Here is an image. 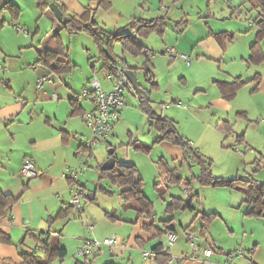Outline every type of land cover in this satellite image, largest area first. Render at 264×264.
<instances>
[{"label":"rangeland","instance_id":"1","mask_svg":"<svg viewBox=\"0 0 264 264\" xmlns=\"http://www.w3.org/2000/svg\"><path fill=\"white\" fill-rule=\"evenodd\" d=\"M203 1L114 0L115 5L121 7L124 12L130 10V13L138 16L146 13L158 17L168 10L165 13L166 15L169 13V16L166 18L164 32L150 29L149 32L140 34L141 40L156 53L154 64L157 66L153 70L158 85H153L142 68L144 55L134 56L129 51H125L122 44L116 40H113L111 45L106 42L99 43L89 33L82 30L70 31L68 27H62V23L57 20L56 27L45 18L37 21L41 19L39 14L35 16L37 10L39 9L40 15L42 12L41 8L37 7L38 0H15L20 6L19 14L13 12L14 6L0 8V93L4 98L6 91H10L8 87H13L14 95L21 99L20 96L24 93L23 97L29 101L27 114L21 118L19 125V130L23 134L17 137L15 147L27 150L28 146L32 145L30 132L43 129L42 125L47 121L44 111L59 114V127L69 120L71 132H79L74 133L69 142L65 141L63 146L53 145L46 152L39 154L47 163L54 162V168H60L58 172L62 177L67 168L81 166L80 151L82 150L78 147V142L75 146H71V141L76 139L75 135L91 133L81 114L70 115L71 105L68 96L71 94L80 98L84 87H89L88 81L95 75L109 89V85L104 83L108 69L103 66L102 57L105 50L112 51L116 59L125 61L133 67L138 76V83L150 89L149 98L152 99L150 104L153 109L159 115L175 119L173 121L179 133L190 139L195 144L193 148L199 151L195 154L193 150L188 149L189 155L186 156L183 148L177 144L169 141L156 142L155 139L160 132L151 125L152 119L141 106V100L136 94L125 91L126 105L114 127L116 134L110 137V143L117 148L116 155L119 159L137 167L143 179L144 192L153 201L152 215L156 216L157 222L160 218L175 215L173 221L179 228L178 234L182 237L181 248L186 249L183 243L185 232L192 231L200 238L205 236L207 239L205 244L210 246L214 253L221 251L226 255L234 247L246 249L243 257L248 262L254 256L247 252L253 242L260 241L264 244V213L260 216L248 213L252 208V202L244 201L245 194L242 190L231 186L203 183L196 176L200 174L205 164L211 169L214 177L225 179L241 177L264 183V110L261 107L260 112L253 104L257 103L253 98H258L254 96L256 81L251 80L240 88V93L238 92L239 95L230 110L215 103L205 102L204 96L206 91L210 98L214 97L212 96L214 94H219V87L213 79L224 77V71L230 74L237 73L236 75L243 73V78L246 80L257 73L262 74L264 57L261 61L252 60L251 54L252 46L256 42V48L264 50V38L257 37L258 24L255 18L258 13L250 1L207 0L206 6L201 10ZM186 12L190 22L202 20L205 25L209 24V27L217 33L215 37L213 36L217 42L227 41L228 57L219 61L209 55L197 59L196 55L190 53L192 62L189 65L183 57L172 59L164 53L169 45L177 44L176 39L181 28L176 25V21ZM128 22L129 20L123 18L117 28L110 25L108 30L129 32L131 26ZM37 23L40 29L36 32ZM185 23L183 22L182 25ZM18 26L27 29L29 33L18 30ZM56 33L60 35L56 37ZM57 40L62 44L63 51L59 57L76 63L71 71L56 73L46 68L43 63L36 62L40 53L44 54L47 50L57 47ZM243 42L247 44L249 51L244 62L239 63L241 60L239 50ZM181 53L186 52L177 50V56ZM235 55L237 59L234 58ZM48 72L52 73V80L56 83L53 81L45 84V88L39 93L35 86L36 77ZM53 91H57L61 98L51 99ZM80 100L82 102V98ZM200 102L203 103L202 107L197 106ZM83 104L87 110L92 108V104L88 101H84ZM245 104L249 107V116L241 110ZM31 118L33 121L29 120ZM226 119L234 123L232 132H228L225 128L223 120ZM259 119H263L260 125L256 123ZM49 128L52 126L50 125ZM43 132L52 135V131L48 128H44ZM108 149L109 145L104 143L97 145L94 148V155L89 158L87 164L83 165L79 178L80 185L82 183L80 187L85 194L93 196V200L86 198L84 207H89L98 218H105L101 224H95L99 233L114 226L110 223L105 209L118 208L123 202L120 196L121 189L110 177L103 175L100 169L109 156ZM170 169L175 174L172 177H178L175 182H169L165 177L170 174L166 172ZM68 188L65 197L70 201L73 198L70 181ZM190 196H192L193 208L174 205L177 200L185 202ZM122 213L128 217L137 216V211L133 208ZM210 213L216 215L209 219L206 214ZM74 214L76 215L73 220L82 221L81 224L87 228L88 224L83 222L85 216L80 217L77 210ZM125 226L119 227L121 233L126 232ZM189 227L194 229L191 230ZM68 236H64L66 238L62 240L68 248L64 261L55 257L50 264H74L78 258H82L78 256L82 244L78 247L77 240ZM112 236L120 238V234L114 232L107 236H90L88 239L103 240ZM161 240H166L165 235L155 238L154 242L159 245ZM27 243L34 245V242ZM152 246L147 245L142 250L136 251L130 246L125 247L123 253H118L111 259L116 264H132L129 253H134V261L137 264H150L149 261L153 262L154 259L145 257L143 250L153 251ZM102 247L104 249L102 254L98 251L97 254L91 255L94 264H105L111 257L108 246ZM38 251L42 253L41 248ZM225 258L227 259V256ZM236 258L233 264L236 263ZM173 264L182 263L176 259Z\"/></svg>","mask_w":264,"mask_h":264},{"label":"crops","instance_id":"2","mask_svg":"<svg viewBox=\"0 0 264 264\" xmlns=\"http://www.w3.org/2000/svg\"><path fill=\"white\" fill-rule=\"evenodd\" d=\"M58 1L65 6L69 14H74L77 16H80L84 13L89 3L90 5L94 4V1L92 0L91 1L90 0H58ZM87 1L89 2L88 4L86 3ZM206 1L207 0L203 1L201 10L203 7L206 6ZM111 2H112V5L110 8L108 9L98 8L95 14L96 20L107 31H109L108 26L112 25L113 27L117 28L120 22L123 21V18H126V20H129L130 23L134 20H137L135 25L130 24L131 30L129 31V33L136 34L140 28L150 29V26H147V27L145 26V24L143 23V20H150V19L161 17V16H165L166 15L165 13L168 11V10H165L158 17L149 16V15H146V13H143L141 16H138V14L136 15V14L130 13L131 12L130 10L124 12V10L121 7L115 5L114 0H111ZM37 14H39V18L41 17V19L37 21H40L42 20V18L43 19L45 18V19H48L53 26L55 27L57 26L56 20L58 21V19L50 11L42 10L41 15H40L39 9H38L35 16H37ZM188 14H190V11L188 12ZM186 15H187V12L183 13L182 18L176 21V25L180 26L181 28L179 37L176 39L177 44L169 45L168 47H172L176 51L180 50L182 52L189 53L190 59H192L190 53L192 55H196L197 59H199L200 57L205 58V56L209 55L210 57L219 61V60H222L228 57L226 45H229V44L227 43V41L218 40L217 42V40L214 38L217 35V33H215L214 30L211 27H209V24H206L208 26L206 27V25L204 24L202 20H196V21L190 22ZM168 16H169V13H167L166 18ZM183 22H186L185 25H182ZM104 24L107 26H105ZM39 29H40V25H38L37 23L36 32ZM258 31H259V26H258ZM138 37H139V40L151 52L150 53V62H151L150 68H151L152 74L154 75L153 69L154 67L157 66V64H154V58H155L156 53L149 45H147L146 42L141 40L140 36ZM240 48L241 49L239 50V53L241 55V60H239V63L244 62L245 57L248 54L247 51H249L248 46L245 42L241 44ZM164 53H165V50H164ZM259 53L263 55L261 56L259 54L260 58L264 57V50L262 48L259 50ZM178 57H182V56L179 55V56L173 57L172 59H176ZM234 58L237 59L236 55ZM145 60H146V57L144 56L143 63ZM191 62L192 60L190 61L189 65H191ZM46 68H49V67L46 66ZM236 74L237 73L230 74L224 71V75H225L224 77H219L213 80L217 83L219 87L218 82L220 81L230 82V81H233L234 78L238 76H241L243 78V73H239L241 75H236ZM255 76L256 78L254 80L256 81L257 85H256V88L254 89V96H258V98H253L254 101L255 100L257 101V103H253V104L256 107H258L259 111L261 112L262 109L264 110V72L262 74L261 73L255 74L251 79H247V80L244 78L243 79L247 81L246 83H248ZM254 80H252V82ZM153 81L157 82L156 85H158V81L156 80L155 75L153 77ZM36 83H37V77L35 80V86H36ZM53 83H56V82L54 81ZM104 83H107L109 85L108 81ZM45 86L43 88H45ZM8 88H10V91L8 90L6 91V93L4 94V98H2V93H0V188L5 193H9L13 195L14 197H16L17 201L11 207L7 215L0 219V231H3L6 234H9L12 238L11 243H3L0 241V264H21L22 258L20 256V253L25 252V251H31L34 248L39 249V246L41 244L38 243V239H41L43 237V235H40V232L47 231V230H51L53 232L56 242L59 243V245L65 247L67 249V253H68L67 245H65L64 242L62 241V240H65L64 238H66L64 236L69 235L68 236L69 238L76 239L78 247H79L85 241V239H88L90 236H93V237L107 236V235L113 234L114 232H117L118 234H120V238L117 237L118 243L116 245H113V246L102 245V246H108L110 250V256H111L109 261H106L105 264H116L111 258L115 257L118 253H123V250L125 249V247L130 246L136 251L137 249L142 250V248L147 247V245H153L152 250L157 251L159 253L158 257L163 262V263L159 262V259L157 260L158 258L157 257V258H153L154 259L153 262L149 261L150 264H173L175 260L170 261L171 257H174L176 259L179 258L178 261L180 260L182 264H208V263H203L201 260H195L190 257L183 258L185 254L190 255L192 251L187 241L186 232H185V235L183 233L184 235L183 243L186 245V249L184 247L183 248L180 247V239H182V237L178 234L179 228L174 225L175 224L173 221L175 218L174 214L171 217L167 214L168 215L167 218H160L159 222H157L156 216L154 214L152 215L153 212L149 215L139 214L138 211L135 209L137 211L136 218L133 215H130L131 217H128V216H125L122 212L127 209H130V207L129 208L125 207L124 201H123L118 208L114 207L111 210L105 209L106 210L105 212L107 213L106 215L110 218V221H111L110 223L114 224V226H112L111 228H108L107 230H104V232L102 233H99L96 230L95 224L97 225L101 224L103 221H105V218H98L90 210L89 207H86V208L84 207L83 210H80L79 208L73 206L71 203V199L70 201H68L65 197V195L68 194V191H69L68 189L70 188V187L68 188L69 181L65 180L66 178L64 179L63 174H62V177L59 175L58 170L60 168H54V162H52L51 164L47 163L39 155L40 153L46 152V150L50 146H53V145L63 146L65 141L69 142L71 136L74 133L78 134L79 132L77 131L76 132L73 131V133L71 132V129L69 128V120L65 122L66 123L65 125L61 123L62 127H59L58 125L59 124L58 122H60L59 114L58 113H48L47 111H44L43 114H45L44 116L46 117L47 121L44 125H42V127L43 129L44 128L50 129L52 131V135L50 136L47 135L46 133L43 132V129L32 130L30 132V140L32 142V145L28 146L27 150L21 149L18 146L15 147L17 137L23 134L19 130V125L21 123V118L24 117L25 114H27V111L29 108V101L23 97L24 93H22V95L20 96L21 97L20 99L19 97L14 95L15 91L13 90V87H8ZM43 88L40 90L36 86V89L38 90L39 93L43 91ZM240 88L238 89L235 97L232 99L224 98L221 92H219L220 88L218 91L219 94L218 95L214 94L212 95L214 97H211V98L207 96L208 94L206 91V94L204 95L206 97L205 102L215 103L219 107L230 110V108H232L233 106L234 101H236L240 93L239 91ZM44 91L48 92L47 90H44ZM54 92L55 91L52 92L50 98L54 100L60 99L61 95H59L58 93H57L59 95L58 99L53 97ZM68 98H69V102L71 105L70 115L72 116L75 114H81L82 116L83 111L85 109L84 104H83L84 101L81 102L79 97L72 96L71 94L68 96ZM70 99H74L76 106L72 105ZM197 106L202 107L203 103L200 102L198 103ZM75 107L78 108V110L75 113H73L74 110H76ZM261 107L263 108L261 109ZM241 108H242L241 110H243L242 112H245L247 116L250 115L249 114L250 110H249V107H247V104H245L244 107H241ZM162 116L169 118L168 116H165V115H162ZM29 120L33 121V118ZM172 120H175V119H172ZM227 121H229L231 124L234 125V123L231 122L230 120H227ZM262 121L263 119L261 120L259 119L258 121H256V123H259L260 125ZM116 124H115V127H116ZM50 125L52 126V128H49ZM58 128L60 131H58ZM115 134L116 133H115V128H114V132L111 136H115ZM86 136L88 135H82V134L75 135L76 141L75 140L71 141L70 143L71 146H75L76 142H78V147H79L82 140ZM164 143H167V141H164ZM106 145H112L110 143V138ZM194 146L195 144L193 145V147ZM93 155H94V151H93ZM26 157H31L33 159V161L35 162V164L41 171V174L39 176L30 178L21 173L22 164ZM119 160L124 162L121 159ZM172 175H175L174 171H172L171 175L166 176V179L170 178V176ZM70 192H72L71 189H70ZM120 196L122 198L121 192H120ZM90 200H93V199H90ZM192 204H193V201H192ZM66 208H69L68 214L65 217L54 220V218H56L59 212ZM170 209L172 210V208ZM75 210H77L80 217H82L83 215L85 216V219L83 220V222L84 224H88L89 229L88 227L84 228V226L81 224L82 221L77 222L73 220V218H75V215H76L74 214ZM73 214H74V217H73ZM92 224L94 225V228L91 230L90 225ZM125 225H129V226H125ZM124 226L126 227L125 228L126 232L121 233L119 231V227H124ZM189 228L191 230L194 229L191 227ZM170 233H175L177 235V239L173 243L170 242L168 239V234ZM162 234L165 235L166 240L165 241L161 240V243L158 245L157 242H154V240L155 238L160 237ZM21 240L24 242L22 243ZM205 240H207L206 237L201 236L198 242L199 244L206 246ZM27 242H34V245L31 246ZM102 246L100 250H98L99 253L101 254L104 251ZM236 249L237 247H234L233 249L231 248L228 251V253L233 252ZM244 250L246 251V249ZM98 251L95 254H97ZM247 252H249L250 254H254V256L250 260H248V262L244 257H237L235 260L236 261L235 264H264V244H262V242L260 243V241H254L251 247L247 250ZM222 254L223 256H221ZM227 255H228L227 253L225 255L224 252L219 251V252L214 253L208 260L214 261V262H220V263L225 262L227 260L225 258ZM92 257L93 256H89L88 259L91 261L92 264H94ZM129 257H130L129 260L132 262V264H137L136 261H134V253H129ZM200 257L203 258V256H200ZM83 258L84 257L78 258V259H83ZM166 259L167 261H165ZM62 261H64V259H62Z\"/></svg>","mask_w":264,"mask_h":264},{"label":"trees","instance_id":"3","mask_svg":"<svg viewBox=\"0 0 264 264\" xmlns=\"http://www.w3.org/2000/svg\"><path fill=\"white\" fill-rule=\"evenodd\" d=\"M94 1L93 5H88L84 13L80 16L69 14L65 8V6L60 3L58 0H38V6L41 10H48L52 14L53 12L50 9V3L56 2L64 16L69 17L71 20L67 24H62V27H68L70 31H85L92 35L99 43H108L111 45L113 40L120 42L125 51H129L134 56L144 55L146 60L144 61L142 68L145 70V75L148 77V80L152 82L153 85H156L157 82L152 81L154 75L151 72L150 68V50L139 40L140 34H145L149 32L150 29H157L159 32H164L166 26V17L161 16L158 18L143 20L145 26H150L148 28H140L137 33H129V32H120L116 31H107L103 26L99 24V22L95 18L96 10L98 8L108 9L111 7V0H92ZM252 3L253 7L257 9V17L255 18L256 23L259 26V31L257 36L259 38L264 37V0H248ZM13 12L19 14L20 7L15 2V0H0V8L12 7ZM54 15V14H53ZM137 20L132 21L129 24L135 25ZM55 36H59L58 33ZM58 41V40H57ZM57 42V47L53 50H47L44 54H41L36 62H41L44 65L48 66L53 72L61 73L65 71H71L76 63L70 59H61L59 55L63 53L62 44ZM257 42L252 46L253 51L251 55L252 60L260 61L263 57L260 58L259 49L256 48ZM260 54V55H259ZM103 66L107 67V69H113L116 66H129L125 61H119L113 55V52L110 50H105L103 55ZM130 67V66H129ZM150 76V77H149ZM256 76L252 79L254 80ZM247 81H245L241 76L235 77L233 81L218 82L220 92L222 96L226 99H232L235 97L238 89L242 87ZM149 94L150 89L146 88ZM73 106H76L74 99H70ZM151 99L145 100L142 98L141 106L147 112L149 117H151V125L158 129L160 132L156 137V142L169 141L173 144H177L183 148L185 155L188 154V149L193 150L195 154H198V150L194 149L193 146L190 145V140L184 137L181 133H179L178 129L175 126V123L172 119L163 117L159 115L150 104ZM73 113H75L78 108L75 107ZM225 128L228 132L233 131V124L229 121L225 120ZM113 145H109V148ZM116 148V147H115ZM117 149V148H116ZM204 162V161H201ZM102 174L110 177L115 185L122 189L121 195L124 201V206L127 208H134L138 211L139 214H151L153 212V202L152 200L145 194L143 189V179L134 164H130L127 162H122L118 158L116 159V164L112 169L104 170L102 166L100 167ZM173 170H167V174L171 175ZM169 175H165L169 176ZM198 179L203 183H212L214 185H225L231 186L237 189H240L244 192L245 198L244 201L252 202V208L248 212L249 214H255L260 216L264 213V183H257L253 180L241 177L234 178H220L214 177L210 168L206 167L205 164L203 168L200 170V174L197 176ZM178 177H172L167 179L169 182L177 181ZM90 199H93L91 197ZM17 198L9 193H5L0 188V219L5 217L7 213L10 211L11 207L15 204ZM192 196H190L185 202L183 200H177L174 203L176 207H192ZM171 205V204H170ZM172 208V205L170 206ZM69 212V208L63 209L59 212L55 219L65 217ZM215 213L206 214L208 218L215 216ZM53 220V219H52ZM51 220V221H52ZM40 235H43L41 239H38V243L41 245L42 253H39L38 248H34L31 251L21 252L20 256L22 258V264H50V262L58 257L60 259H64L67 255V249L59 243L56 242L54 234L51 230L41 231ZM0 241L3 243H11L12 238L9 234H6L3 231H0ZM22 241V240H21ZM24 241H22L23 243ZM86 256L83 259H78L75 264H92L91 261ZM159 262L163 263L158 257ZM167 261V259L165 260Z\"/></svg>","mask_w":264,"mask_h":264},{"label":"built area","instance_id":"4","mask_svg":"<svg viewBox=\"0 0 264 264\" xmlns=\"http://www.w3.org/2000/svg\"><path fill=\"white\" fill-rule=\"evenodd\" d=\"M18 30L22 32L29 31L22 27H17ZM165 53L170 57H176L177 51L172 47H167ZM182 57L187 60L190 64V56L187 53H181ZM125 67L116 66L113 69H108L105 73V79L109 82V89L102 84L97 75L88 81L89 87H84L83 93L80 98L82 101H88L92 104V108L83 111V120L86 125L90 128V135L86 136L79 148L80 155L82 156L81 166L79 168H67L63 173V177L70 181L72 190V200L73 206L83 210L84 202L86 198H91L90 195H86L84 190L80 187V175L83 171V165L87 164L89 158L93 155L94 148L99 144H107L109 138L114 132V127L116 122L119 120L121 112L126 105V100L124 97L125 91H129L136 94L133 84L130 82L125 74ZM53 82L52 73L48 72L40 75L37 78L36 86L38 89H42L45 84ZM53 97L58 99L59 95L55 91ZM191 146L194 145L192 141L189 142ZM21 173L27 177L33 178L41 174V171L33 161L31 157H26L22 164ZM94 225H90L92 230ZM187 241L189 243L191 254H185L183 258L190 257L195 260H201L203 263L208 264H233L235 257H243L245 255V250L243 248H237L233 252L228 253L227 260L225 262H214L208 259L214 254L212 248L208 245L199 244L200 237L193 233L192 231L186 232ZM168 239L170 242H175L177 235L175 233L168 234ZM118 243L117 236L105 237L103 240L98 239H85L82 245L79 247L78 256L86 257L95 254L100 250L102 245H116ZM145 257L157 258L159 253L157 251L143 250ZM200 256H203L201 258ZM179 259V258H177ZM176 258L171 257L170 261H174Z\"/></svg>","mask_w":264,"mask_h":264},{"label":"water","instance_id":"5","mask_svg":"<svg viewBox=\"0 0 264 264\" xmlns=\"http://www.w3.org/2000/svg\"><path fill=\"white\" fill-rule=\"evenodd\" d=\"M50 9L53 12L54 16L62 24H67L71 20L69 17L64 16L60 6L56 2L50 3ZM124 71L128 79L130 80V82L133 84L135 91H136V95L139 97V99L140 100H142V98H144L145 100L149 99V94L147 92V89L146 87H142L138 83V76H137L136 71L133 69V67L127 66L125 67ZM108 155H109L108 158L102 164V169L104 170L112 169L115 166L116 159H117L116 148L113 146L110 147L108 149Z\"/></svg>","mask_w":264,"mask_h":264}]
</instances>
